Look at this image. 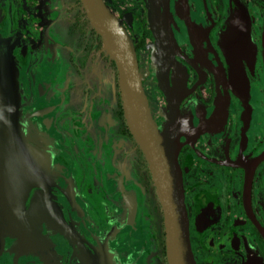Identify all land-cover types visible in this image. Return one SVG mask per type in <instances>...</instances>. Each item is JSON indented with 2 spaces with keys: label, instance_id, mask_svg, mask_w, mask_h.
<instances>
[{
  "label": "flooded vegetation",
  "instance_id": "af4514ba",
  "mask_svg": "<svg viewBox=\"0 0 264 264\" xmlns=\"http://www.w3.org/2000/svg\"><path fill=\"white\" fill-rule=\"evenodd\" d=\"M105 2L133 38L157 126L177 134L197 263L264 264V0ZM1 52L51 181L0 204V264H169L118 64L83 0H0Z\"/></svg>",
  "mask_w": 264,
  "mask_h": 264
},
{
  "label": "water",
  "instance_id": "95a60500",
  "mask_svg": "<svg viewBox=\"0 0 264 264\" xmlns=\"http://www.w3.org/2000/svg\"><path fill=\"white\" fill-rule=\"evenodd\" d=\"M83 3L93 25L103 36L105 49L118 64L126 117L149 160L163 204L168 262L198 264L190 237L183 172L178 160L180 143L177 134L172 128H167L165 132L160 130L152 116L136 46L123 22L111 11L105 0H83ZM19 106L16 68L11 57L1 52L0 204L9 210L11 203L22 202V197L27 196L33 186L48 187L51 181L46 153L36 149L21 132ZM20 176L22 179L18 181ZM9 184L15 187L7 190L14 200L1 196Z\"/></svg>",
  "mask_w": 264,
  "mask_h": 264
}]
</instances>
